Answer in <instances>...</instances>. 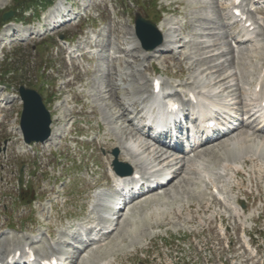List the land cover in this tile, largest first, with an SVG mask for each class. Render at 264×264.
Here are the masks:
<instances>
[{"label": "rangeland", "instance_id": "1", "mask_svg": "<svg viewBox=\"0 0 264 264\" xmlns=\"http://www.w3.org/2000/svg\"><path fill=\"white\" fill-rule=\"evenodd\" d=\"M99 1H65L68 6L71 5L69 7L79 12L83 6L91 8V16L83 20L80 25L68 26L64 23V18L54 17L44 19L46 25L43 26L41 18L34 19L31 23L25 21L19 24L21 29L17 31L16 36L15 33L7 35L6 24L0 28V59L8 55L12 69H16L8 79L7 90L15 92L21 85L37 90L42 96L45 107L54 118L53 126L60 127L53 140L43 142V146L32 145L30 149L17 139L19 136L16 131L21 109L19 99L15 100L11 109L5 113L7 122L0 126V225L6 216V222L16 224L19 229L28 228L34 232H42L44 235L46 228L51 225L53 226L51 230L57 231L59 235L61 227L57 226V222L64 217L77 215L79 206L81 204L86 206L88 202L89 186L98 178L105 179L114 145L118 146L119 160L124 157L125 147L127 149L131 147L138 152V160L157 162L150 145L133 131L130 133L127 129L125 131L122 122L115 119L117 112L110 113L109 108L114 105L113 98L116 91L111 90L107 94V89L100 88L99 85H109L110 80H115L116 90L120 93L117 100L127 104V99H124L126 96L147 94L153 69H157V73L162 74L165 86L173 85L181 92L186 89L181 85L194 80L196 85L206 86L217 93V96H221V101L231 110L235 107L239 108V94L242 97L245 95V102H249L251 98L250 81L260 71L264 58L262 54L264 42L258 50L257 46L250 51L249 45L240 46L241 52L237 53L235 61H232L228 54L229 36L222 33V37L221 34L217 35L218 32L223 31H219L217 25L218 20L221 19L218 17L219 12H222L223 7L226 6L225 0H137V3L136 0H104L103 4L96 7ZM25 6L28 4L22 0H0V17L9 11H14L13 15L3 22L15 21L21 15V8ZM95 7L98 8L96 12ZM31 12L27 10L23 14L27 17ZM136 13L144 18L149 16L155 25L163 22L164 31L166 35L168 34L167 42L169 39L173 41L147 52L137 47L133 30V18ZM96 15L98 17H95ZM214 22H217V25ZM61 23L65 24L63 28H54L53 31L48 29ZM100 24L103 26L102 35L105 42L109 40L114 47L119 44L125 51L124 58L123 56L117 58L120 69L118 72L121 75L119 76L118 72L114 76L111 74L109 77L105 74L101 78L87 75L83 71L88 64L80 63L76 70L79 73L76 75V83L68 87L66 81L71 79L70 75L74 68L73 65L68 64L69 57L65 58L59 49L55 40L56 35L61 34L63 38L73 37L76 40L78 34H85L90 25L96 27ZM28 26L38 27L39 33L46 30L47 36L27 38L28 32L24 27ZM150 35L154 38L155 33ZM175 39L177 41L173 43ZM208 55L213 56L212 61ZM115 63L108 60L104 62L109 73L112 72ZM48 67L49 69L46 70ZM2 92L0 88V93ZM91 110H96L97 113L93 115ZM88 129L94 130L90 132ZM98 129L101 130L100 135L95 138ZM241 131L242 133L246 131L248 139L260 140L264 144V137L258 132L253 133L252 126L242 127ZM236 134L230 136L229 141H233ZM109 136L112 137L113 142L105 146L104 139ZM4 141L7 143L2 148ZM249 141L248 144L252 143L251 146H254L255 142ZM220 148L221 146L214 148V154L210 155L217 156L219 164L225 161L239 164L241 156L253 153V150L247 149L244 145L238 155L235 151L231 154L236 157L229 158L224 150L225 147ZM260 149H263L260 153L264 155V146H259L257 151ZM259 165L263 163L257 160L247 170L244 169V175L238 178L233 177L235 171L233 168L229 167L222 171L215 169V172H222L226 176L225 186L221 187L223 196L230 202L236 199L240 204L243 203V209L228 210V207L226 208L216 197L211 196L213 199L211 209L201 216L204 221H211V227H198L196 230H190L193 231L192 233H188L190 228L187 226L190 224L183 218H171L168 212L164 217L162 214L146 217L147 219L138 224L137 233L132 234L124 227L126 224L120 225L127 219L122 217L119 219V226L104 244L95 250L85 252L80 257L79 264H173L177 260L172 258L175 255L179 257L185 255L186 258L182 261L189 259L198 264H205V259L197 261V257L201 258L200 244L205 240L198 237L199 241L196 243L191 236L197 232L209 236L205 239L216 237L217 230L213 219L215 217L218 221L220 216L229 226L226 237L231 244L224 251L225 257L231 260L230 264H264V248L261 246V240H255V232L264 225L261 219L256 218L260 212L264 217L261 198L264 195V180L260 178L258 171V174L256 173ZM21 182L23 185H28V187L23 186L25 194L30 193L32 188L37 191V200L32 206H22V202L19 203L14 199L17 184ZM185 182L178 177L164 191L167 194L169 192L168 195L172 193L171 196L174 193L172 201L178 199V202H173L168 210L170 208L172 212L177 211L176 208L180 203L185 207L181 208L184 217L188 212L185 204H194L191 208L196 212L197 204L203 201L205 203L209 197L208 190L201 191L199 195L194 186L185 188L186 184L189 185V182ZM104 183L105 181H102V184ZM174 187L175 190L170 189ZM242 211H245V214H242ZM23 221L28 223L23 224ZM235 223H240V227L242 226L246 231L247 236L240 233L242 240L239 231L234 227ZM3 236L6 237L0 231V237ZM249 236L255 240L254 244L251 243ZM12 238L16 239L17 235L12 234ZM247 240L250 245L247 244ZM211 253H213L212 263L216 264L221 250L215 247Z\"/></svg>", "mask_w": 264, "mask_h": 264}, {"label": "bare ground", "instance_id": "2", "mask_svg": "<svg viewBox=\"0 0 264 264\" xmlns=\"http://www.w3.org/2000/svg\"><path fill=\"white\" fill-rule=\"evenodd\" d=\"M215 1V0H214ZM196 2V1H195ZM189 3H191V2H189ZM209 4V3H208ZM218 4V3H217ZM207 5V4H206ZM188 6V5H187ZM197 7V6H196ZM203 7V6H202ZM192 8V7H191ZM64 9H66V7H64L63 6V4H62V1H60L59 3H58V5L56 4V6H54L52 9H50L49 10V12H48V14H47V17L49 18V17H57V16H59V14L61 13V11L62 10H64ZM195 10V9H194ZM208 11V10H207ZM199 12V11H198ZM204 12V11H203ZM197 13V12H196ZM209 13V12H208ZM209 16V15H208ZM202 17H206V16H202ZM160 25H158V27H159V29H161V31H162V33H163V43L162 44H166V43H168V42H170V41H173V40H168V42H167V36H168V34L166 35V32L164 31V24H163V22H160L159 23ZM228 25H230V24H228ZM7 27H8V30H7V32L6 33H8L7 35H9V34H11L12 35V33L14 34H17L16 32L17 31H20V29H21V26L19 25V28H17V25L16 24H14V23H9L8 25H7ZM228 27V26H227ZM24 30L25 31H27L28 33H31L32 35H33V33L35 32L34 30V28L33 29H31V27H24ZM196 32V31H195ZM226 33H227V31H226ZM234 32L232 31V32H229V34H233ZM4 35H5V33H4ZM209 37V36H208ZM177 38V37H176ZM101 40H98V42L97 41H95L94 43H91L90 44V41H84V44H85V46L86 47H88V46H93V47H95L96 49H98L99 50V55H101V54H103L104 52H107V58H105L104 57V59H108V60H110V62L111 61H114V62H116L117 63V58L118 57H122V58H124V55L126 56V54H125V51H123V48H121L120 46H119V44H116V47H111V46H106L105 44H103V43H101L100 42ZM134 41H135V43H136V45H137V47H139L138 46V42H137V40L136 39H134ZM175 42H173V43H176V39L174 40ZM171 44H172V42H171ZM120 47V48H119ZM111 51H114L115 53H118V56L116 57V56H113V57H111V55H110V52ZM144 52H147V51H144ZM232 52V49H230V51L228 52V53H231ZM210 55H208V57H209ZM211 57V61H212V59H213V56L211 55L210 56ZM110 58V59H109ZM136 58H137V56H136ZM232 58H233V56H232ZM103 59V58H102ZM144 59V58H143ZM124 60V59H123ZM105 62V60H101V61H99V63H104ZM99 63H97L96 64V73H100V72H102V68L104 67V65H102V64H99ZM215 65V64H214ZM214 65H212V66H214ZM116 68H118V64L115 66ZM113 69V68H112ZM216 71V70H215ZM94 74V73H93ZM108 76L110 77V74H108ZM111 81V80H110ZM192 83H194V81H192ZM99 84H101V83H99ZM102 85V84H101ZM104 86V85H103ZM106 86V88H104L105 90L107 89V94L111 91V90H115V87H114V84L112 83V84H109V85H105ZM104 86V87H105ZM99 87L101 88L102 86H100L99 85ZM100 92V91H99ZM113 93H114V91H113ZM116 93V92H115ZM99 94H101V92L99 93ZM111 94V93H110ZM102 96V95H101ZM108 98V97H107ZM116 98H117V93L116 94H114V105L113 106H111L109 109H111L110 110V113L111 114H114V112H117L116 113V116L117 117H115V119L116 120H120L121 122H122V124L123 123H127V121H129L128 119H126L125 118V115H126V113L128 112V108L127 107H125L123 104H121L120 102H118L117 100H116ZM134 113L135 114H137L138 113V110L137 109H134ZM62 119H64V117H62ZM127 126V125H126ZM59 129H60V127L58 126V127H55V126H52V131H51V136H50V138L48 139V141H50V140H52L55 136H56V134H57V132L59 131ZM124 129V128H123ZM125 130V129H124ZM246 132V131H245ZM123 133V132H122ZM127 133V132H126ZM245 133L243 132L242 133V131H240L239 133H237L235 136V138H234V140L233 141H229V138L228 139H226V140H218L217 142H216V144H214V145H209V143H210V141H206L204 144H202L201 146H203L202 147V151L203 152H200L199 154H200V156H207V158L208 157H210V155L211 154H214L213 153V151H215L214 150V148H217V147H219V146H221V148H223V147H225V152L227 153V156L229 157V158H234V157H236V156H231V154H233L234 153V151L237 153V155L239 154L238 152H240V150H242V147L244 146V145H246L247 146V149H249V150H253V153H254V155H256L259 159H262V160H264V155H262L261 153H260V151H262L263 149H260L259 151H257V149H258V147L260 146L261 147V145L262 146H264V144L263 143H261L262 141H260V140H251V138L250 139H248L249 137L247 136L248 134L246 133V135H244ZM249 140H251V141H249ZM109 141H112V138H110L109 139ZM248 141L249 142H255V144H254V146L256 145V147L254 148V146H251V144L249 143L248 144ZM264 142V141H263ZM200 146V147H201ZM220 148V149H221ZM248 150V151H249ZM157 153L158 152H156V155H157ZM242 153V152H241ZM240 153V154H241ZM248 153V152H247ZM249 153H252V152H249ZM210 154V155H209ZM216 155V154H215ZM261 157H259V156ZM157 157H159L158 155H157ZM215 157V156H214ZM217 157V156H216ZM215 157V159H218V158H216ZM126 160V162L128 163V164H130L133 168H134V170H138L139 168H138V166H137V164L135 163V160H137L136 159V155L134 156V154H130L129 152H127L126 153V158H125ZM212 161H214L213 163L214 164H216L217 162H215V160H212ZM243 162H244V164H249L250 162H251V160L249 159V158H247V157H244L243 158ZM174 164H176V163H174ZM173 164V165H174ZM175 167H169L168 168V170H170V171H168V173H170V175H172V179H174V178H176V177H178L179 175H181V174H183L181 177H183L184 175H194L195 177L194 178H196L197 179V181L199 182L200 180H199V177H197V176H199V172L197 171V170H200L201 169V166H202V163L200 162V161H198V160H196V161H194V162H192V164L191 165H186L185 163H181L179 166H177V165H174ZM177 166V167H176ZM172 168V169H171ZM263 169H264V167H263ZM171 179V180H172ZM170 180V181H171ZM170 181L169 182H167L166 184H165V186H163L164 188H166L169 184H170ZM186 182H189V185L188 184H186V185H188V186H186L185 185V188L187 187V188H189V187H191L192 186V183H191V181H186ZM185 182V183H186ZM193 184H194V182H193ZM196 185V183L194 184V186ZM179 186V185H178ZM163 187H161V188H163ZM167 189V188H166ZM166 189H163V191L162 192H159L157 195H153L152 197H147L146 198V200H143L142 201V203H148V204H146V206H149L150 204H155L156 202H161L162 204H166V203H168L169 202V200L171 199V194L170 195H168L169 194V192H168V194L167 193H165L164 191L166 190ZM170 189H176V187H174V188H170ZM178 189V188H177ZM186 190V189H185ZM172 191V190H171ZM181 193V192H180ZM144 195V194H143ZM143 195H141V197L143 196ZM173 195H174V193H173ZM137 199H139V198H137ZM135 204V203H134ZM128 207L129 206V204H124L123 205V209L125 208V207ZM135 206H137V205H135ZM134 205H131V209L133 208V207H135ZM119 209V211L117 212V216H116V219H118L121 215V211H123V209ZM204 210H201V212H203ZM176 214L175 213H173V215L172 216H175ZM179 215V214H178ZM133 217H135L134 216V214L132 215ZM147 219V218H146ZM126 222H123L122 221V223L125 225H123L125 228H126V230L127 231H129V232H131L132 234H135V233H137V231H138V224H139V222H137V221H135L132 217H131V220H125ZM175 227V226H174ZM111 232V231H110ZM109 232V233H110ZM151 234V233H150ZM108 236H109V234H107ZM89 237V236H88ZM88 237H87V239L86 240H91L90 238L88 239ZM101 237H106V235H104V234H102L101 235ZM127 237V236H126ZM122 240V239H121ZM123 246V245H122ZM76 251H78V249L76 248ZM95 254H97V252L95 253ZM78 255H79V253H78ZM77 258H78V256H76V258H75V261L77 260Z\"/></svg>", "mask_w": 264, "mask_h": 264}, {"label": "water", "instance_id": "3", "mask_svg": "<svg viewBox=\"0 0 264 264\" xmlns=\"http://www.w3.org/2000/svg\"><path fill=\"white\" fill-rule=\"evenodd\" d=\"M10 14H6L4 19L8 18ZM137 35L147 49H152L161 42V38L155 31L154 24L136 17ZM155 33L156 39L153 43L147 44V35ZM21 100L23 101V111L20 119V128L23 133L24 140L28 143L32 141H43L50 133V115L44 107L41 97L34 90L19 88Z\"/></svg>", "mask_w": 264, "mask_h": 264}, {"label": "trees", "instance_id": "4", "mask_svg": "<svg viewBox=\"0 0 264 264\" xmlns=\"http://www.w3.org/2000/svg\"><path fill=\"white\" fill-rule=\"evenodd\" d=\"M23 2H31V0H22Z\"/></svg>", "mask_w": 264, "mask_h": 264}]
</instances>
